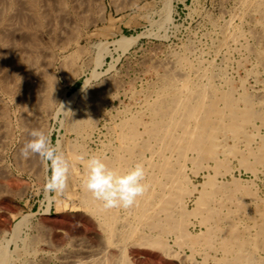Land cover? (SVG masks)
Segmentation results:
<instances>
[{
    "label": "rangeland",
    "instance_id": "374dc122",
    "mask_svg": "<svg viewBox=\"0 0 264 264\" xmlns=\"http://www.w3.org/2000/svg\"><path fill=\"white\" fill-rule=\"evenodd\" d=\"M241 1L0 0V247L7 246L10 254H13H11L12 264H20L24 258L28 259V256L29 259L33 257L39 264H62L65 261L62 255L68 250L79 248V245H88L91 248L93 244V249L103 246V230L99 227L98 221L91 219L89 209L79 202L81 188L77 181L83 167L80 157L88 158L97 153H105L104 150L108 145L118 143L116 133L113 132V124L115 128L121 121H118L119 119L139 114L143 108L140 103L143 104L148 92H153L157 77L163 72L160 65L174 64L176 56L186 54L188 60L195 65V69L203 71L212 68L215 70L217 84H224L225 79H232L234 84H238L239 80L244 78L247 86L256 85L255 79L247 75L251 69L260 71L256 55L246 51L242 45L246 42L253 43L252 38H243L240 41L242 44L233 43L216 49L222 38L221 30L228 23L231 22L232 27L237 26L245 33L254 28L252 16L244 18L240 16ZM229 13L233 17H229ZM217 16L221 19L216 18ZM209 20L211 22H208ZM212 22L215 24L212 25ZM216 32L221 35L217 33V36ZM123 36L136 37V40L126 50L117 49L114 45V41ZM101 42L108 43V52L104 53L98 65L96 58L98 57V44ZM19 55H22V58ZM23 55L26 57L24 58ZM169 58L170 62L167 61ZM24 60L28 62L27 65L25 64L27 67L23 64ZM211 60L212 63H210ZM32 67L34 68L30 69ZM19 71L23 73L19 74ZM93 71H96L97 76L92 77ZM184 71L188 73L191 71V76L194 74L193 69L190 71L184 69ZM263 76V72H260V77L264 78ZM87 78H90L88 86L80 94L96 97L102 95V100H104L103 103L101 102L100 109H102L94 114V123L98 121L95 124L97 128L94 127L91 134L85 136V132L82 133L81 130L77 133L69 123L75 110L74 106L77 107L76 105L79 104L77 100L81 95L77 97L70 112L64 113L58 109L61 101L76 93ZM106 82L113 83L110 84L113 89L110 88L112 92L110 89L109 92L106 91L107 94L104 96V90H100L99 87L105 86ZM52 87L55 97L50 106L46 102ZM47 89L49 91H46ZM88 108L91 113L94 111L90 103ZM41 129L50 138L51 143L57 147V152H62L69 163L70 175L68 174L67 186L62 193L45 191L46 181L50 175L46 163L38 156L25 159L21 155L24 144L32 139L31 131ZM79 136H84L88 140ZM77 142L82 149L77 145L75 153L71 146H75L72 144H77ZM79 151L82 153L78 155ZM235 162H232V171L245 189L261 187L264 184L263 174L254 178L252 173H246L239 163ZM191 178L195 184L199 183L198 185L202 184L205 179L204 175L196 177L192 174ZM225 180L230 181L231 176L229 175ZM235 200L222 198L221 202L218 201V206L224 212H229L237 206L238 200ZM189 201L187 207L192 210L196 206L195 201ZM24 216V224L20 225L18 235L13 237L14 226ZM200 224L199 218L192 216L189 224L190 232L193 234L203 232L205 226ZM31 237L32 239L37 238L36 248L34 247L38 251L37 255H33L32 251H24V240ZM174 239L173 236H169L168 243L176 257L173 255L168 257L175 258H167L160 248L151 246H143V248L134 246L128 249L126 256L131 264H180L181 259L185 257L186 264L194 262V264H218L217 260L223 256L220 251H209L208 255L201 252L193 254L189 248H181L175 244ZM82 240H84L83 244ZM85 241L88 242L84 243ZM60 256L61 260H59ZM153 260H155L154 263H151ZM226 264L230 263L226 262Z\"/></svg>",
    "mask_w": 264,
    "mask_h": 264
},
{
    "label": "bare ground",
    "instance_id": "6f19581e",
    "mask_svg": "<svg viewBox=\"0 0 264 264\" xmlns=\"http://www.w3.org/2000/svg\"><path fill=\"white\" fill-rule=\"evenodd\" d=\"M241 2L239 9L240 16L242 18L252 16L254 28L251 27L253 29L245 33L244 30L237 28V26L232 27L231 19H229L230 23L227 25L225 23V28L221 30L223 32L222 38L216 49L227 47L233 43H241L240 41L243 38H252L254 40L253 43L246 42L245 44H241L245 47L246 51L256 55L260 71L252 69L250 71L247 69L249 70L247 75L255 79L256 85L247 86L244 78H241L238 84H234L231 78L232 81L225 79L224 84H217L215 70L212 68L203 71H201L202 69H195V65L188 60L186 54L185 56H174L176 58V61H174L175 58L173 60L174 64L160 65L163 72L157 77L158 80L155 85L152 83L154 85L153 92H148L149 94L147 93L143 104L142 102L140 103L143 105L142 110L139 111L137 109L139 111L138 115H131V117L129 115L126 119H119L118 121H121L115 128V124H113V132L116 133L118 143L106 147L107 141L105 143V153H97L94 156L103 160L109 169L120 174L131 171L137 164L143 165L146 172L144 183L147 185V190L143 196L137 198V203L129 209H105L102 206V202L95 200L91 196V193L83 189L82 182L87 178L88 164L87 157L84 156L83 159H80L83 167L77 181V184L81 188L79 202L89 209L88 211H90L92 216L90 218L94 219V221L96 220V222L98 221L99 227L103 230V237L101 236L103 246L93 249L92 242L90 244L93 248H90L88 245L78 244L79 248L68 250L64 255L61 254L65 260L64 263L131 264L126 253L129 248L134 246H140V248H143V246L158 247L163 254L167 255V258H175L176 256L168 243V237L173 236L175 244L181 248H189L193 254H195L194 252H201L208 255L209 251H220L223 256L217 260L218 264H226V262L230 264H264V184L261 187H249L245 189L244 185H241L240 179L234 176L231 167L232 162L236 161L246 173H252L254 178L259 177L260 174L264 175V78L260 77V72L264 74V0H242ZM231 16L230 14L229 17ZM216 18L221 19L218 16ZM208 22L211 21L209 20ZM213 22L215 21L213 20ZM213 22L212 25L216 23ZM234 23L236 22L234 21ZM135 40L136 37L123 36L114 41V45H116L117 49L126 50ZM107 46L108 43L105 42L98 44V57L96 58L98 65L102 61L104 53L108 52ZM19 56L22 58V55ZM169 60L170 58L167 61ZM210 63H212V60ZM23 64L27 65L28 62L26 63L25 61ZM236 66L239 68L238 65ZM184 69H189V71L193 69V76L190 74L191 71L188 73ZM39 72L41 73V71ZM22 73L20 72L19 74ZM95 76H97L96 71H93L92 77ZM89 81L90 78H87L79 90L72 96L62 98L63 100L58 111H63L64 113L70 112L79 94L87 88ZM110 84L112 85L113 83L106 82L105 86L99 87L100 90H104L105 93L101 92L102 94L104 93V96L107 94L106 91L109 92L110 88L113 89ZM53 87L49 97L44 95L46 98L48 97L46 102L48 105L53 103L55 97L53 96L55 92H53ZM46 91H49V89ZM80 98L77 100L79 103L76 105L77 107L74 106L75 110L69 123L70 127L77 131V133L82 130V133L85 132V136H88L93 131L96 122H98L94 123V114L100 109L101 102L104 99L102 100V95L96 97L94 95L89 96L88 94ZM89 103L93 105L94 111L92 113L88 110ZM29 115L26 116L29 117ZM79 137L81 138L82 136ZM82 138L87 139L84 136ZM72 145H75L71 146V149H74L75 153L78 146L82 149V146L78 145V142ZM81 153L79 151L78 155ZM83 155H85V152ZM70 156L73 157L71 154ZM191 174L196 177L204 175V182L200 185H198L199 183L195 184L191 178ZM229 175L231 176V180H225ZM226 197L238 200L237 206L232 210L230 209L229 212H224L218 206V201ZM189 200L191 202H193L192 200L195 201L196 206L192 210H189L187 207L188 202H190ZM228 201L230 203V200ZM192 216L198 217L200 223L205 226V230L200 234H193L189 230L190 218ZM24 219L25 216L14 226L13 237L18 235L19 228H21L20 225L24 224ZM39 228L41 227L39 226ZM86 242L88 241L84 243ZM36 243L37 238L32 239L31 237L30 239H25L24 251H32L33 255H37L38 251L34 249ZM71 246L74 247L73 245ZM11 254L7 246H1L0 264H12ZM139 255L138 257H140ZM172 255L175 257H168ZM208 257L212 258L213 256ZM59 260H61V256ZM154 261L151 263H154ZM20 264L39 263L33 257L29 259L28 256V259L24 258V261ZM180 264H186V257L185 259H181Z\"/></svg>",
    "mask_w": 264,
    "mask_h": 264
},
{
    "label": "clouds",
    "instance_id": "9594fccd",
    "mask_svg": "<svg viewBox=\"0 0 264 264\" xmlns=\"http://www.w3.org/2000/svg\"><path fill=\"white\" fill-rule=\"evenodd\" d=\"M32 139L24 144L21 155L27 159L38 156L47 164L50 175L47 178L45 191L62 193L67 186L69 163L62 152L51 143L42 131L33 130ZM84 157L81 156L80 159ZM88 174L82 182V187L91 196L102 202L105 209H129L137 203V198L147 190L144 183L146 172L141 164L135 165L131 171L120 174L109 167L99 157L87 158Z\"/></svg>",
    "mask_w": 264,
    "mask_h": 264
}]
</instances>
